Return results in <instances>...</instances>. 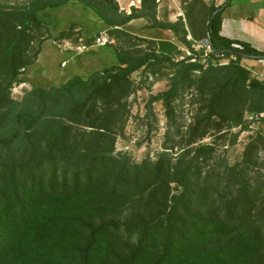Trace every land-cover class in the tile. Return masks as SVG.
Returning <instances> with one entry per match:
<instances>
[{"label":"trees","instance_id":"trees-1","mask_svg":"<svg viewBox=\"0 0 264 264\" xmlns=\"http://www.w3.org/2000/svg\"><path fill=\"white\" fill-rule=\"evenodd\" d=\"M71 1L92 8L110 38L147 47L136 52L134 43L121 44L114 64L59 83L30 82L32 89L14 99V84L29 82L24 74L36 62L30 50L46 19L53 20L49 9ZM182 2L187 25L182 17L160 21L158 0H141L130 14L116 0L0 3V264H264V180L250 174L264 166V133L234 164H210L213 145L189 148L223 123L248 130L245 112H264V79L242 64L264 60V50L221 34L231 0ZM137 18L173 31L188 48L189 33L209 38L213 52L175 61L157 51L155 40L116 28ZM222 54L235 59L220 64ZM162 64L174 72L168 88L149 97L147 116L161 101L176 131L167 130L155 160L137 161L116 151L135 91L131 75ZM193 86L198 110L184 138L175 101ZM179 139L185 150L174 157L169 150Z\"/></svg>","mask_w":264,"mask_h":264},{"label":"rangeland","instance_id":"rangeland-1","mask_svg":"<svg viewBox=\"0 0 264 264\" xmlns=\"http://www.w3.org/2000/svg\"><path fill=\"white\" fill-rule=\"evenodd\" d=\"M25 0H0V3H21ZM57 9V8H56ZM50 17L51 13L55 9H49ZM64 10L61 8L60 10ZM53 18V16H52ZM53 22V21H52ZM50 19H46L41 29L36 33L38 38L33 44L30 50V55L35 58L36 62L32 65L24 74L29 82L15 83L11 96L16 100H21L24 95L32 89V78H42L41 82L35 84L47 85L50 82L59 83L62 82L61 77L72 78L75 76L87 77L93 72L100 70V66L105 63L108 57L103 58L100 62L98 60L101 54H98L100 49L94 48L79 57H72L69 53L58 52L56 48L52 51H45L42 55V45L51 44L54 41L53 31L61 30V26L66 23V20H62L61 26L57 27L52 23ZM53 24V25H52ZM68 30V29H67ZM78 33V32H76ZM75 33V34H76ZM51 34V38H48ZM44 38V40H42ZM75 40L78 37H74ZM77 38V39H76ZM124 41L123 46H130L134 43L133 51H141L147 47L146 44H138L137 40L122 39ZM78 44L73 45V51L81 53L85 50V43L82 41H76ZM71 44L59 43L64 49L70 47ZM78 47L82 49L79 50ZM41 48V49H40ZM108 49L109 46L103 47ZM101 51V50H100ZM181 56H185V53L178 51L173 54L175 61L182 59ZM67 61L68 67L61 68V62ZM174 72L173 68L169 64H162L158 67L142 68L131 75V79L134 83L135 91L129 96L128 101V114L124 129L118 133L116 140V151L125 152L133 157L137 161H141L146 156H150L155 160L158 155L164 151L163 143L165 140V134L168 129L171 133L176 131V126H169L168 120L165 114V108L161 101L153 104L154 115L147 116V102L151 95H155L168 88L170 83V77ZM20 85H23L20 87ZM196 90L195 87L185 89L180 97L175 101L176 112L178 115V124L182 125V134L185 138V133L189 130L190 126L194 123V117L198 110V104L195 102ZM248 113L245 112L244 119L249 122ZM218 121V120H217ZM251 124V122H249ZM253 128L241 131L240 126H232L231 123H223L222 127L218 129H212L204 137L199 138L197 142L189 148H195L202 144H210L215 147V152L209 160V163L216 164L219 161H227L229 164H234L242 157V152L245 145L254 137L258 132L264 133V122L253 123ZM235 143H233L235 135ZM182 139V138H181ZM179 144L172 151V155L175 157L180 154L185 146L184 140H177ZM181 145V146H180ZM264 157V153H261ZM252 178H262L264 180V166L260 169L254 170L251 173ZM175 187V184H172ZM177 190L174 189V193Z\"/></svg>","mask_w":264,"mask_h":264},{"label":"crops","instance_id":"crops-1","mask_svg":"<svg viewBox=\"0 0 264 264\" xmlns=\"http://www.w3.org/2000/svg\"><path fill=\"white\" fill-rule=\"evenodd\" d=\"M120 12L130 14L132 8H141V0H116ZM207 5L210 4L211 0H204ZM216 6L222 5L227 0H214ZM158 19L160 21L176 22L179 18H183L187 25L185 12L183 9L182 0H158ZM64 8L66 11H60ZM52 12L53 22L55 26H61L62 20H66V23L61 26V30L53 32L54 37H57L61 32L67 31L74 27V35L64 37L53 41L51 44L46 45L43 43L41 53L44 56V52L49 50L53 51L55 48L58 52L69 53L72 57H79L88 51L98 48L100 49L98 54V60L103 61L105 57H108L104 64L100 66V70L114 64L117 60L116 47L122 44V39H116L109 36L108 24L97 16L94 10L88 6L83 5L77 1H71L63 6L56 8ZM148 21L144 18H137L131 20L124 26H116L117 29H125L133 36L145 37L157 42V51L163 52L168 55H173L179 50L182 51L186 46L181 43L173 31L161 28H149L145 27ZM53 25V24H52ZM57 29V28H56ZM78 32V33H76ZM76 33V34H75ZM99 34V35H98ZM221 34L230 39L242 40L251 43L255 47L264 50V0H231V2L222 11V24ZM100 35H106L109 37V42L106 45H96L95 38ZM74 37H78L75 40ZM187 38L194 39L191 33L188 34ZM195 40V39H194ZM76 41H83L85 50L78 53L74 50L73 45H77ZM72 44L70 47L63 48L59 45ZM109 46L108 49L103 47ZM65 63V65H63ZM242 64L248 69L252 70L253 73L259 78L264 79V60L256 58H243ZM67 61L61 62V68L68 67ZM61 78H65L64 76ZM32 82H41L40 78H32ZM30 81V80H28Z\"/></svg>","mask_w":264,"mask_h":264},{"label":"built area","instance_id":"built-area-1","mask_svg":"<svg viewBox=\"0 0 264 264\" xmlns=\"http://www.w3.org/2000/svg\"><path fill=\"white\" fill-rule=\"evenodd\" d=\"M192 40L191 48L186 47L182 50V52L185 53V56H181L182 59L186 56H191L194 54V52H203L204 55H209L213 52L211 44L209 42V38H203L201 40ZM109 42V37L106 35H100L95 38V44L96 45H106ZM85 48V47H84ZM79 50H81V47H78ZM231 59H235V57H225L223 54L221 55V58L219 59L220 64H227L230 62ZM195 58L192 59L194 61ZM65 65V63H63ZM255 75V74H254ZM23 85H20V87ZM264 118V112L261 113H252L248 115L249 122L251 124L249 125V128H253V123L261 122V120Z\"/></svg>","mask_w":264,"mask_h":264},{"label":"water","instance_id":"water-1","mask_svg":"<svg viewBox=\"0 0 264 264\" xmlns=\"http://www.w3.org/2000/svg\"><path fill=\"white\" fill-rule=\"evenodd\" d=\"M217 12L218 11H215L214 13H213V15H212V17H211V21L213 20V18H214V16L217 14ZM99 35V34H98ZM235 53V51H231V54H234Z\"/></svg>","mask_w":264,"mask_h":264}]
</instances>
